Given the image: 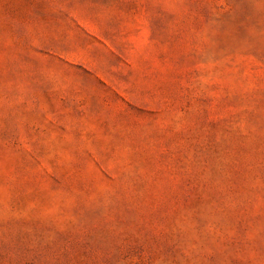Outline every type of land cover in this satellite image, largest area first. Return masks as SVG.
I'll use <instances>...</instances> for the list:
<instances>
[{"label": "rangeland", "instance_id": "obj_1", "mask_svg": "<svg viewBox=\"0 0 264 264\" xmlns=\"http://www.w3.org/2000/svg\"><path fill=\"white\" fill-rule=\"evenodd\" d=\"M0 264H264V0H0Z\"/></svg>", "mask_w": 264, "mask_h": 264}]
</instances>
